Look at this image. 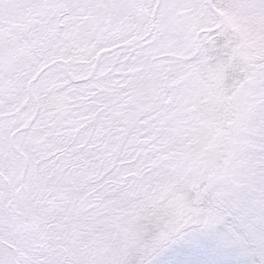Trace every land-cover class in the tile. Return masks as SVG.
I'll return each instance as SVG.
<instances>
[{
	"label": "snow or ice",
	"instance_id": "snow-or-ice-1",
	"mask_svg": "<svg viewBox=\"0 0 264 264\" xmlns=\"http://www.w3.org/2000/svg\"><path fill=\"white\" fill-rule=\"evenodd\" d=\"M169 249L264 264V0H0V264Z\"/></svg>",
	"mask_w": 264,
	"mask_h": 264
},
{
	"label": "rangeland",
	"instance_id": "rangeland-1",
	"mask_svg": "<svg viewBox=\"0 0 264 264\" xmlns=\"http://www.w3.org/2000/svg\"><path fill=\"white\" fill-rule=\"evenodd\" d=\"M178 247V246H174ZM171 250H166L164 255L157 256L153 258V264H166L168 256L170 255Z\"/></svg>",
	"mask_w": 264,
	"mask_h": 264
}]
</instances>
